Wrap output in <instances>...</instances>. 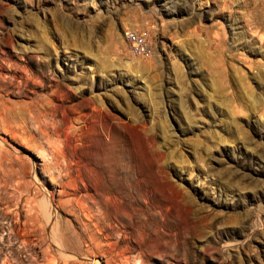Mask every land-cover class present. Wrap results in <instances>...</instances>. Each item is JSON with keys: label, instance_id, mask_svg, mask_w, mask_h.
<instances>
[{"label": "rangeland", "instance_id": "rangeland-1", "mask_svg": "<svg viewBox=\"0 0 264 264\" xmlns=\"http://www.w3.org/2000/svg\"><path fill=\"white\" fill-rule=\"evenodd\" d=\"M0 264H264V0H0Z\"/></svg>", "mask_w": 264, "mask_h": 264}, {"label": "built area", "instance_id": "built-area-1", "mask_svg": "<svg viewBox=\"0 0 264 264\" xmlns=\"http://www.w3.org/2000/svg\"><path fill=\"white\" fill-rule=\"evenodd\" d=\"M124 34L133 54L144 55L150 51L149 43L144 34L131 28H126Z\"/></svg>", "mask_w": 264, "mask_h": 264}]
</instances>
